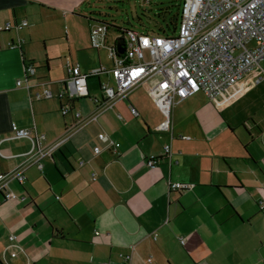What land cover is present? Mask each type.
I'll return each mask as SVG.
<instances>
[{"label":"crops","instance_id":"0c3cea01","mask_svg":"<svg viewBox=\"0 0 264 264\" xmlns=\"http://www.w3.org/2000/svg\"><path fill=\"white\" fill-rule=\"evenodd\" d=\"M96 1L0 0V175L20 170L24 176L22 184L8 182L15 200L0 193V264H264V216L257 207L264 200V116L238 112L244 85L237 83L213 101L197 93L174 106L169 132L158 130L161 114L136 88L41 159L40 168L29 154L30 140L12 137V126L34 130L47 147L74 123L72 113L60 112L68 95L57 97L65 76L47 79L48 52L47 75L37 76L41 65L29 46L47 19L50 30L58 21L69 26L72 46L76 21H83L78 38L90 43L96 22L88 14ZM23 21L27 27L20 28ZM8 23L13 28L3 31ZM27 63L35 68L32 83L54 87L52 99L36 101L16 86ZM102 74L110 85L112 74ZM102 74L96 76L99 97H90L87 83L88 97L71 103L82 118L96 112L94 99H102ZM172 118L187 126L178 127ZM101 132L119 144L117 155L92 153L102 146L96 139ZM153 136L166 143L159 152ZM165 145L170 159L162 157ZM151 155L158 164L149 169L145 161ZM169 183L193 188L175 192ZM9 235L16 236L21 250L14 258L5 252Z\"/></svg>","mask_w":264,"mask_h":264},{"label":"built area","instance_id":"2783aa9c","mask_svg":"<svg viewBox=\"0 0 264 264\" xmlns=\"http://www.w3.org/2000/svg\"><path fill=\"white\" fill-rule=\"evenodd\" d=\"M19 27H27L26 21L21 22ZM12 28L8 23L2 30L9 31ZM119 38L116 37L108 44L105 28L100 24L91 27L90 46L93 50L108 49L112 62L110 73L116 85V90L107 84L100 85L102 99L93 100L96 105L93 115L82 118L78 112H73L71 103L75 99L87 98V79L106 71L98 68L83 75L77 64L66 60V76L59 82L62 90L57 96L62 98L68 95V88L73 93V97H68L67 105L60 111L62 116L72 113L74 118V123L67 128L66 135L45 147L44 137L36 134L34 130L11 127L13 138L30 140L29 154L38 168L41 167V159L51 156L72 134L96 123L101 113L112 109L116 99L126 100L136 88H142L164 116L165 121L158 130L169 132L170 112L174 106L197 93H202L213 101L233 88L253 69L260 68L264 61V0H181L180 21L172 34L150 36L130 31L121 37V54L117 52ZM23 74V79L16 82L17 87L25 89L36 101L53 98L45 83H32L35 74L32 64L24 65ZM261 82H264V72L255 79L256 85ZM36 88H40V91L32 92ZM130 113L137 117L135 109L130 108ZM96 139L102 146L96 145L92 148L95 156L103 151L117 155L119 144L116 141L102 132L97 134ZM171 155L170 146L165 145L162 157L170 159ZM157 164V157L154 155L145 161L149 169ZM10 180L22 184V171L0 175V193L8 201L16 199L7 188ZM168 187L175 192H186L193 188L192 185L179 183H169ZM257 207L264 216V200H259ZM16 242V236L7 237L5 252H9L11 258L21 252ZM179 242L183 245L184 239Z\"/></svg>","mask_w":264,"mask_h":264},{"label":"rangeland","instance_id":"374dc122","mask_svg":"<svg viewBox=\"0 0 264 264\" xmlns=\"http://www.w3.org/2000/svg\"><path fill=\"white\" fill-rule=\"evenodd\" d=\"M179 1L180 0H176V2ZM164 2L165 0H99L94 3V19L122 29L131 28L132 31L138 33L143 32L145 28L156 33V30L159 27L164 26L163 20L156 16L160 8V3L163 4ZM76 23L77 29H75V33L77 40L75 45H78L76 47L75 45H70L72 32L66 23L58 21L56 22L54 28L50 30L48 29V26L51 24V20L47 19L46 21L43 20L42 25L37 28L35 33L36 36H34L36 40H34L32 45L29 46L31 56L35 59L34 61L41 65V68L37 70V76L47 75L45 69L43 68V57L47 52L49 54V56L46 57L49 65V73L46 77H48L47 79L51 82H56L66 76L65 60H69L75 65L77 64L83 75H88L100 67L105 69L108 75L111 76V58L108 49L101 48L96 52L91 48L90 43L84 45L79 40L78 33L83 31L85 23L81 20H77ZM119 35L120 34L118 32L109 27L107 31L108 44H111ZM153 35L155 34H151L150 36ZM44 43L45 47H43ZM251 46L252 44L249 45V47ZM39 59H41L40 62L38 61ZM262 71L264 72V61L260 64V68L253 69L238 82L239 84L244 85L243 88L245 91L244 95L241 97L242 99L238 103L240 105V111L238 112L248 110V112L252 113V111H259L260 114L264 116V82L257 85L255 84V79L260 77L261 73H263ZM100 79L102 80L101 83L106 84L105 82L107 79L105 78V74H102ZM112 79L109 83L110 85H107L110 88L115 87L114 90H116L115 81H112ZM87 83L90 88V91L88 89L90 97H99L100 92L98 89L97 78L94 77L89 79ZM48 87V89L53 92L52 88L54 87L50 85ZM93 89L95 91L94 93L91 92ZM68 97H73L71 88H68ZM180 107H177L178 109L176 108L177 112L183 111L184 108ZM151 110L152 112L150 113L154 121L156 117V110L153 109V107H151ZM161 116L162 122H164L165 118L162 114ZM171 121L175 125L178 124V127L180 128L187 126L185 122H176L173 118ZM150 138L152 146L155 149H158L157 152H159L160 147L166 144L161 142V140L156 136Z\"/></svg>","mask_w":264,"mask_h":264},{"label":"trees","instance_id":"16d2710c","mask_svg":"<svg viewBox=\"0 0 264 264\" xmlns=\"http://www.w3.org/2000/svg\"><path fill=\"white\" fill-rule=\"evenodd\" d=\"M180 4H181V0L179 2H176V0H165L163 4L160 3V8L156 16L163 20L164 26L159 27L156 30V33H154L153 31H150L147 28H145V30L142 33L149 34V35L155 34V35H163V36L172 34L175 31L176 26L180 21ZM94 15H95V12H90L88 14V19H91L97 24L99 23L100 25H102L105 28L106 32L108 31L109 27H111L120 34L119 37H124L128 32L132 31L131 28L122 29L119 27L106 24L105 22L98 21L94 18H90V17H94ZM27 64H30V63H27Z\"/></svg>","mask_w":264,"mask_h":264},{"label":"water","instance_id":"95a60500","mask_svg":"<svg viewBox=\"0 0 264 264\" xmlns=\"http://www.w3.org/2000/svg\"><path fill=\"white\" fill-rule=\"evenodd\" d=\"M97 24V23H96ZM99 24V23H98ZM121 46H123V38H119L118 40H117V52L119 53V54H121L122 52H123V50L121 49Z\"/></svg>","mask_w":264,"mask_h":264}]
</instances>
